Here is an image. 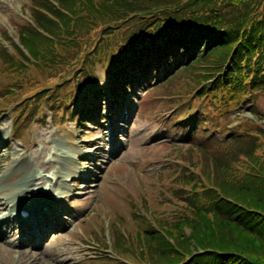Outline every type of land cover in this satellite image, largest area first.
<instances>
[{"label":"trees","instance_id":"trees-1","mask_svg":"<svg viewBox=\"0 0 264 264\" xmlns=\"http://www.w3.org/2000/svg\"><path fill=\"white\" fill-rule=\"evenodd\" d=\"M25 7L34 25L21 21L17 38L27 54L8 32L13 52L0 44V107L19 93L33 105L67 101L100 75L113 85L139 61L144 71L156 52L177 65L155 96L186 98L203 85L195 101L218 109L207 119L218 134L205 138L200 114L179 152L183 167L170 168L178 172L171 218L154 217L156 228L141 218L124 255L143 264H264V116L257 105L264 97V0H30ZM36 75L49 85H27H37ZM184 78L195 88L175 91ZM238 107L232 126L227 112ZM242 109L253 119L242 118Z\"/></svg>","mask_w":264,"mask_h":264},{"label":"rangeland","instance_id":"rangeland-1","mask_svg":"<svg viewBox=\"0 0 264 264\" xmlns=\"http://www.w3.org/2000/svg\"><path fill=\"white\" fill-rule=\"evenodd\" d=\"M27 3L28 0H0V36L5 37V35H1L4 33L1 28H4L12 41L14 40L13 42L18 41V26L23 20L20 12L29 18V11L25 8ZM0 44L9 53L12 51L8 41L2 40L1 42L0 38ZM152 60H154L153 57ZM175 67L176 65L172 64L169 71L174 72ZM1 68L2 63L0 62ZM150 69L151 67L146 68L141 74L135 73L137 71L133 73L134 68H131L127 75L119 76L121 80L117 79L118 86L121 87L120 90L129 88L123 107L119 108L120 104L115 106L119 108L122 117H124L127 114L126 106L129 105V116L131 114L129 122L127 124L119 122L118 114L114 115L112 119L119 122L121 130L119 125L114 123L118 126L112 131L111 124L106 123L105 119L99 124V127L95 125L98 112L93 111L89 104L91 97L88 95H91V90L84 89L82 85H79L81 90L73 109L82 110L81 116H78L76 121L61 117V111H57L59 109L57 106L67 102L60 97L57 102H52L50 105L39 102L35 106L32 101L25 103L20 97H17L21 95L20 93L16 96V103L12 100L14 109L10 108V115L15 126L19 127L18 133H22L20 138L11 137V124L13 123L10 116H7L6 113L0 115V198L6 195L14 196L20 190L24 177L28 181L32 174L43 176L56 172V176H58L59 173H63L62 175H65L68 181L58 178L55 182L57 186L54 185V187L58 191L61 188L66 196L63 203V218L69 220L66 219L65 229L50 236H43V240L37 248H30L27 245L22 247L17 244L16 234L12 235L14 229L16 231L17 221L8 223L4 221L2 225L4 227L0 231V264H105L100 261V256H106V253L100 251L95 236L93 237L91 234L92 228L97 230V234H101L103 227L107 233L109 222H111L109 228L111 242L115 252L121 255L123 247L118 234H125L129 229L126 222L119 218V214L126 217L133 233H135V229L139 230L142 226L141 223L134 226L131 217L132 211L130 212L127 207V205H131L129 199L134 200L138 197L140 202H144L149 208L147 215L151 211L156 218L157 216L171 218L170 216L175 210L174 198L170 193L174 186L171 181L178 172H167V170L173 168L172 165L175 164L183 167L181 161H174L172 165L169 163L173 162V159L181 158L179 157L180 151L185 154L188 143L181 138V132L172 131L165 134L161 117L170 114L165 112L168 109L166 107L170 108L176 101L181 100L179 97L182 95H177L172 98V101L158 100L155 93L160 90H151V86L156 78L163 79L166 72L161 70V75L156 73L151 79ZM29 74L31 75V73ZM35 77L38 79L37 85H34L33 82H28L27 85L36 87L45 84V81H40L42 77L39 75ZM185 80L186 78L179 82L174 90L184 92L187 90L185 84L191 88L194 86L191 81L185 82ZM156 86L160 88L159 83ZM31 89L26 87V91ZM123 92L124 90L120 91V93ZM65 95L72 96L66 91L61 92L60 96L64 97ZM86 96L87 99L84 100ZM110 99V93L106 92V97L97 99L94 103L99 105L107 102L109 106ZM4 104L5 102H3ZM257 105L259 111L264 115V97L257 100ZM49 106L57 108L53 114L49 113ZM190 106L199 111V107H203L207 119L211 115H217L218 109L206 102L194 101ZM4 110L0 109V112H4ZM227 113L229 120L234 121L235 115L239 112L236 110ZM241 114L242 118L251 119L248 112L244 111ZM25 118L26 121L31 118L32 120L22 131L20 126L22 128L27 123L24 121ZM188 120H191V115L188 116ZM33 121L34 123H32ZM218 121L220 126H224L226 119L219 118ZM233 121L232 126L235 125ZM261 123L264 124L263 120ZM101 127L105 128V133L100 130ZM229 129L230 127L226 128L227 131ZM205 130L209 132L205 136L207 139L213 134H218L215 128L208 124ZM217 136L223 139L225 135ZM85 157H90L92 160H87ZM163 168L166 169L161 173ZM137 171L140 174H137ZM78 175L85 177L86 188L83 190H76L80 181H83L75 182ZM137 178L138 180H136ZM48 182V179L43 178L34 182L32 186L42 189ZM40 197L42 198V196ZM40 197H36V199ZM9 209L10 206L0 209V218L7 215ZM48 227L43 228L47 229Z\"/></svg>","mask_w":264,"mask_h":264},{"label":"bare ground","instance_id":"bare-ground-1","mask_svg":"<svg viewBox=\"0 0 264 264\" xmlns=\"http://www.w3.org/2000/svg\"><path fill=\"white\" fill-rule=\"evenodd\" d=\"M66 155H68V154H66ZM17 165L19 166V164H17ZM62 176L65 177V175H62ZM40 177L41 176H39V175L38 176H35L36 179L37 178H40ZM66 177H68V176H66ZM51 179H53V178H51ZM30 182H31L30 180L27 182L26 177H24L23 180H22V183L20 185V190H18L15 193V196L10 197V196L6 195L4 198H0V209H2L3 207H5L7 204L8 205L9 204H12V207H14V209L13 208H10L9 214L4 215V216L1 217V219H0V225H2L4 221L7 223L9 221V217H12L14 211L17 212L18 209L20 207H22V205H20V199L22 197H25V198L26 197H29V196H25V193H26V191L28 189H30V187H32V185L30 184ZM23 188H25V189H23ZM49 188L51 189V185H49ZM59 194H60V192H59ZM17 244H18V242H17Z\"/></svg>","mask_w":264,"mask_h":264}]
</instances>
